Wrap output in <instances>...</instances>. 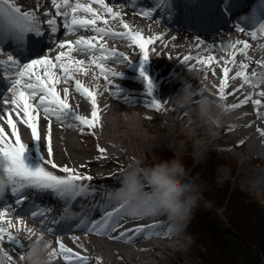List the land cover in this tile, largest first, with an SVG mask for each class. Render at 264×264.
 <instances>
[{"label":"bare ground","instance_id":"6f19581e","mask_svg":"<svg viewBox=\"0 0 264 264\" xmlns=\"http://www.w3.org/2000/svg\"><path fill=\"white\" fill-rule=\"evenodd\" d=\"M18 2L25 8L35 7L43 10L42 15L45 17L49 10L55 12L51 0H18ZM246 2L249 9L251 7L258 11L264 9L259 0ZM91 3L93 7H100L95 2L91 1ZM112 3L116 6V10L124 12V18L134 29L139 28L145 35H155L162 32L164 36L156 40L154 45H150V59L147 64H143L142 58L140 59L141 53L138 46L133 47L131 42L123 38L105 37V47L127 52L130 60L133 61L126 60L124 63L109 62L106 64V67L123 73L120 77H110L114 81L112 86H107L105 79L99 76L98 67L95 65L89 67L91 60L89 55L78 50L73 51L72 55L86 62L82 67L88 68L87 73L75 72L74 76L80 79L86 87L98 93L97 100L101 108L103 127L86 128L81 133L77 127H61L60 123L54 120L52 124L53 158L57 163L68 164L81 172L89 173L92 176L90 183L98 190L102 189V187H98L100 182L106 180H113V185L119 186L121 169L132 159L140 158L146 164H155L150 152L157 150L176 149L179 152V160L182 162L189 151H192L196 156L202 153L205 158L212 155L215 158L212 163L219 162L221 159L222 162L230 164L231 173L241 183L248 173L264 170V133L261 132V129H264V118L258 115L254 103L255 99L261 98L259 92L264 85L255 90L247 84L241 88L240 85L244 84L243 77L235 76L240 63L242 61L247 62V56L253 58V62L249 64L247 71L251 72L258 69L259 66L255 61L264 59V48L260 47L264 44V33H261L257 38L249 36L248 33H241L234 38L221 39V41L202 37L201 39L206 43L200 48H196L194 45L197 40L194 35L190 36L188 32L174 31L173 27L140 15L139 10L142 7L136 10L132 3H126L125 0H112ZM120 5H124V8L121 9ZM81 14L84 13L81 12ZM109 23L114 28L122 27L123 29L121 24L113 22L111 19ZM101 25L103 26L102 22ZM62 32L65 34H63L64 39L73 40L76 39L77 35H95L91 29H79L77 33L66 34L64 27H62ZM235 39L249 40L252 47L246 54L238 52L236 64L233 65L231 63V50L228 48L227 41ZM222 43L224 45L223 51L221 50ZM211 44H215L216 47L210 52L208 47ZM7 50L9 49L6 47ZM30 53L22 62H27L29 58H35L32 52ZM189 54L193 57L215 54L217 60L211 64H200L196 59L186 62L184 57ZM3 59H6V56L0 55V60ZM226 61H229L232 66L224 64ZM142 64L144 71L151 77L154 84V91L151 94L147 91L145 77L141 75ZM225 66L229 67L231 71L229 72V84L225 89L229 93L225 103L229 105L239 104L245 95L253 92L255 94L247 104L229 109L223 124L214 129L215 134L213 135L206 125H202L195 118L194 114L189 116L179 109L173 102V97L181 90L184 82H187L192 88L199 89L202 93L211 96L213 100H219L218 85L223 80V68ZM116 84L119 85L120 91L117 95H113L112 90L115 89ZM10 88L11 85L8 94H10ZM57 88L62 96L65 94L64 89L68 88L72 107L83 115H91V102L76 90L74 81L67 84L61 81ZM152 97L162 101L161 109L148 107ZM260 111H264V108H261ZM133 112L139 113V119L135 123L126 118L127 114ZM4 116L3 106V109H0V123L5 125V131L9 136H13L11 126L7 124ZM13 119L17 121L22 140L28 144L25 152L26 163L32 167L38 166L41 160L37 150V142L31 136L28 126L19 117L13 115ZM45 121L46 117L42 116L39 130L41 133V150L47 156ZM241 140L244 141L243 144L240 143ZM100 148H104L106 152L101 153ZM202 162L203 160L197 165ZM196 168H190L191 172L193 173ZM59 171L57 169L58 173ZM227 180L225 181L227 182ZM208 190V186L205 185V197L207 199H209L206 195ZM108 191L114 192V188L109 187ZM99 195L100 197H98ZM99 195L97 193L96 201L101 199L103 193L100 192ZM260 196H264V192ZM81 200L87 206L83 215H91L99 219L100 211L98 215L97 212L95 213L99 209L93 207V198L87 197L81 198ZM218 205L220 206V201L216 208ZM4 206V203H0V208ZM203 211V206H201L195 210L194 215L197 214L204 218ZM24 212L25 210L20 213L19 211L10 212L7 216L17 225V228L20 225L19 217L23 216L27 226L39 227L44 230L53 239L54 247L58 248L59 239L62 237L67 247L89 256V264H188V262H194L197 256L203 255L202 251L197 249L198 240L201 239L199 231L193 235L195 237L186 235L189 231L197 230L193 222L194 215L182 233H177L168 220L154 213L142 214L135 219L129 216L127 220L121 222L122 228H131L133 225L141 223L146 225L155 223L157 231L160 230L161 226L165 229L168 226L172 227V231L168 235L154 232L151 237L142 234L136 236L133 241H129L112 238V236H118L122 229H117L111 235H98L92 232L86 233L80 228L73 227L71 223H60L61 219L56 224L49 225L55 228V232H50L42 227L38 219L28 218ZM53 214V211L47 213L49 217ZM60 216L61 212L58 217ZM85 216H79L80 220ZM208 225L209 228L212 227L211 222ZM0 226L8 225L5 221H0ZM17 228L11 230L19 236L27 247L29 233L24 229L17 231ZM213 228L221 238H226L227 234L224 229L216 226ZM74 237L79 239H74ZM4 247L16 261L21 260L20 246L11 245L5 240ZM97 256L102 259L97 261ZM53 264H68V262L63 259L61 253L53 260Z\"/></svg>","mask_w":264,"mask_h":264},{"label":"snow or ice","instance_id":"6c2138e0","mask_svg":"<svg viewBox=\"0 0 264 264\" xmlns=\"http://www.w3.org/2000/svg\"><path fill=\"white\" fill-rule=\"evenodd\" d=\"M55 7V12L49 10L46 17H43L40 9L35 7L25 8L18 0H0V55L6 56V59L0 60V68L3 69V75L11 84L10 94L3 97L4 118L7 124L11 126L13 136L5 131V125L0 123V156L4 157L8 163L0 169V173L6 175L11 181L8 191L14 194L16 205H21L28 199L26 190L34 192L51 193L57 199L63 201L64 209L61 211V220H67L70 217V206L78 198H93V207L100 211L99 219L87 215L76 225L86 233L92 232L98 235H111L117 229H122L118 236H112L113 239H127L133 241L136 236L147 234L151 237L156 234L168 235L172 227L166 229L161 226L157 231V225L136 224L131 228H122V221L127 220L129 216L139 218L142 214L153 213L151 208H147L143 213L139 211L125 210L123 205L116 199L114 192L105 189H97L90 182L92 176L87 172H81L77 168L68 164H59L53 158L52 143V124L53 121L60 123L61 127H77L83 133L86 128L95 129L103 127L101 108L98 104V93L89 87H86L80 79L74 76L75 72H88L83 59H77L72 55L74 50L89 55L91 57L89 67L95 65L99 69V76H102L107 86H112L114 81L110 77H120L122 71H116L106 64L124 63L130 60L127 52L119 51L115 48L105 47V37L123 38L131 42L133 47L138 46L143 64H147L150 59V45L164 36V33L155 35H145L139 28L134 29L124 18V12L116 10V6L110 0H94L100 5L99 8L93 7L92 3H81V0H51ZM136 0H132L135 6ZM240 6L239 0H186L185 12L190 16V22L203 29L210 27H220L229 22L230 19L237 20L235 28L238 32H248V35L257 38L264 33V9L257 12H249L248 15L236 18L234 10ZM121 9L124 5L119 6ZM162 10L167 12L169 18L176 13L175 0H155V5L149 8H141L139 14L153 19L154 14ZM83 12L84 14H81ZM57 17L63 18V27L66 34L77 33L79 29H91L95 35H77L76 39H55V34L60 31V21ZM118 22L123 26L124 31H116L109 23V20ZM46 20V24H45ZM245 21L252 27L249 28ZM101 22L103 26H101ZM47 33V39L55 45L48 46L45 52L43 39ZM197 43L194 45L200 48L206 42L199 36L196 37ZM228 48L231 50V63L236 64V54H246L252 47L249 40L235 39L227 41ZM6 46L9 50L6 51ZM216 45L211 44L208 51H213ZM264 48V44L260 45ZM31 50L35 58H29L27 62H22L21 53H27ZM221 50H224L223 43ZM42 53V54H41ZM196 59L200 64H211L217 60V56H196L190 54L184 57V60L190 61ZM247 62L242 61L239 70L236 71V77H243L244 84L251 85L253 90L264 85V59L256 60L258 69L248 72L249 64L253 62L251 56H247ZM141 66V75L147 81V91L149 94L154 91L152 79ZM229 67L223 68V80L218 85L217 93L219 100L225 103L228 92L225 89L229 84ZM63 81L69 83L74 81L76 90L87 97L92 105L91 115L86 116L72 107L69 99V89H64V95L58 90L57 85ZM111 90V89H110ZM113 95L120 91L119 85H115L112 90ZM252 94L245 95L239 104H227L228 109H235L241 105L247 104L253 99ZM260 99H255L258 115L264 118V87L260 88ZM148 107L154 109L162 108V101L151 98ZM13 115L19 117L25 125L28 126L31 136L37 142V150L40 153L41 163L32 167L25 161V152L28 144L21 138V132L18 129L17 121ZM46 117L45 125L47 128V156L41 150L40 120ZM264 133V129H261ZM94 134V133H93ZM14 137V139H13ZM244 143L243 140L240 141ZM101 153H105L104 148H100ZM51 166V167H49ZM59 169V173L57 172ZM103 193L99 201L95 200L97 193ZM0 199H5L0 196ZM31 216L39 220L44 229L55 232V228L50 224L56 223L55 216L49 217L50 208L41 207L33 201ZM11 205H5L0 208V221H5L8 226H0V250L7 252L10 260L15 258L4 247L5 240L14 246H20L21 258L25 254L26 246L19 236L11 229L17 228L11 218L7 216L12 212ZM20 225L17 231L24 229L29 236L35 234L34 228L26 225L23 216L19 217ZM74 239H79L74 237ZM83 247V245H81ZM68 264H89V256L83 255L79 251H74L67 247L63 238L59 239V246L52 248V260H55L60 254ZM102 258L97 256L96 260Z\"/></svg>","mask_w":264,"mask_h":264},{"label":"clouds","instance_id":"9594fccd","mask_svg":"<svg viewBox=\"0 0 264 264\" xmlns=\"http://www.w3.org/2000/svg\"><path fill=\"white\" fill-rule=\"evenodd\" d=\"M175 105L206 125L210 132L223 124L229 109L221 100L194 89L184 82L181 90L173 97ZM130 122H137L139 113H130L126 117ZM205 155L197 154V163ZM8 161L0 156V169ZM231 177L228 165H219L217 179ZM243 185L253 195L264 192V170L252 171L242 180ZM11 185L9 178L0 173V196H4ZM116 199L125 210L144 212L151 208L153 213L165 218L177 233H182L190 223L195 210L202 205L211 209L213 201L205 197V182L193 176L191 169L184 167L182 161L174 159L166 164H146L140 158L130 160L122 169L120 185L114 191ZM35 234L29 237L25 254L20 261L10 260L7 252L0 250V264H53L52 248L54 241L39 227H33Z\"/></svg>","mask_w":264,"mask_h":264},{"label":"rangeland","instance_id":"374dc122","mask_svg":"<svg viewBox=\"0 0 264 264\" xmlns=\"http://www.w3.org/2000/svg\"><path fill=\"white\" fill-rule=\"evenodd\" d=\"M224 64L232 66L229 61ZM150 155L155 164H165L174 159L179 160L180 157L176 149L152 151ZM214 159L210 155L197 165V156L189 151L182 162L186 168L197 167L192 175L205 182L209 189L206 194L209 197L208 200L214 202L211 209H207L202 205L203 210L207 212L206 217L212 223V227L204 226V229L199 227L198 230L186 233L190 237L199 231L201 239L198 240L197 249L202 251L203 254L200 257L197 256L194 262H188V264H232V256L222 258L224 250L241 254L243 248H246L247 255L245 257L243 255L238 256L237 263L244 262L242 259H245L250 264H255L256 260L253 256L256 255L254 252L260 254L258 248L260 246L264 249V196L250 193L233 173H231V177L227 182L225 180L219 181L217 179L218 166H229L230 164L222 162L221 159L219 162L212 163ZM209 164L213 165L209 166ZM84 170H87V168H84ZM219 201L220 206L218 205V209L216 205ZM214 226L224 229L225 232L228 230L230 233L226 232V238H221L215 232ZM233 231L237 236L234 235ZM225 245L229 249L224 248ZM259 258H261L260 264H264V257L260 255Z\"/></svg>","mask_w":264,"mask_h":264},{"label":"trees","instance_id":"16d2710c","mask_svg":"<svg viewBox=\"0 0 264 264\" xmlns=\"http://www.w3.org/2000/svg\"><path fill=\"white\" fill-rule=\"evenodd\" d=\"M239 229V228H238ZM235 235V234H234ZM235 236H237V235H235ZM224 248H227V249H229L226 245H225V247ZM259 248V252H261L260 254H258L256 251L254 252L255 253V255L256 256H258V258H256V256H253L254 257V259L256 260V262H254L255 264H260V259L261 258H259L260 257V255H262L263 257H264V249H263V247L262 246H260V247H258ZM246 248H243V250L241 251V254H237V253H234V252H232V251H228V252H226L225 250H224V256H222V258H224V257H226V256H232V260H233V262H232V264H250L249 262H247L245 259H242V260H244V262H238L237 263V260H238V256H240V255H243L244 257L247 255V253H246ZM251 252H252V250H251ZM231 253H233V254H231ZM225 259V258H224ZM248 260H249V258H248ZM261 262H262V260H261ZM252 264V263H251Z\"/></svg>","mask_w":264,"mask_h":264}]
</instances>
